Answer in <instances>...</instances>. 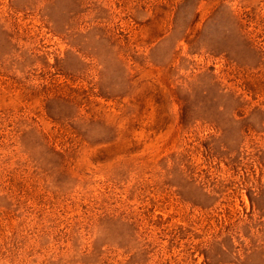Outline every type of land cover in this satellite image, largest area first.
I'll use <instances>...</instances> for the list:
<instances>
[{
	"label": "rangeland",
	"instance_id": "rangeland-1",
	"mask_svg": "<svg viewBox=\"0 0 264 264\" xmlns=\"http://www.w3.org/2000/svg\"><path fill=\"white\" fill-rule=\"evenodd\" d=\"M0 264H264V0H0Z\"/></svg>",
	"mask_w": 264,
	"mask_h": 264
}]
</instances>
